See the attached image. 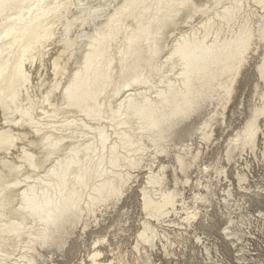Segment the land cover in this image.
<instances>
[{
    "label": "bare ground",
    "instance_id": "1",
    "mask_svg": "<svg viewBox=\"0 0 264 264\" xmlns=\"http://www.w3.org/2000/svg\"><path fill=\"white\" fill-rule=\"evenodd\" d=\"M258 48L264 86V0H0V264H44L76 229L83 236L98 226L140 170L136 259L155 264L148 251L157 240L170 255L180 242L170 228L180 235L194 226L223 178L217 205L231 203L226 163L244 151L264 158L263 87L225 140V163L188 174L219 140ZM234 163L240 199L259 194L247 184L248 161ZM189 182L187 201L179 183ZM106 233L84 264L126 262L119 251L105 257Z\"/></svg>",
    "mask_w": 264,
    "mask_h": 264
},
{
    "label": "rangeland",
    "instance_id": "2",
    "mask_svg": "<svg viewBox=\"0 0 264 264\" xmlns=\"http://www.w3.org/2000/svg\"><path fill=\"white\" fill-rule=\"evenodd\" d=\"M261 50L262 48H258V51H255L256 53L252 52L249 56L248 63L238 79L235 93L228 107L229 117L225 124L226 127L221 125L217 128L216 136L219 140L210 145L209 149L200 156L197 165H193V167L188 169L190 177L193 178L195 176L199 167L202 168L204 164L212 163L211 161H215L217 158H220L223 164L225 163L223 153L225 140L230 133L242 126L250 113L249 110L253 103L258 102L256 94L264 87L256 69ZM256 84H259L258 89L255 88ZM232 111L234 112L233 114ZM221 128L224 129L222 130ZM192 138L193 141L197 140L195 135ZM263 147L264 144L259 141V149L263 150ZM256 154L260 157L255 158L252 153L243 152L242 158L250 164L249 168L244 171L247 173V184L251 186V189L257 191V186H259L262 191H259V194L250 191L244 199H240L241 192L236 187L232 172L236 164L234 161L237 160V163H244V160L236 154L234 160L231 163H226L225 166L228 179L233 182V185L235 184L234 200L232 199L228 206L217 205V197L222 193L220 189L223 184H227L221 176L223 179L215 185L216 199L212 198V205H207L208 209H205L204 206L201 207V213L193 221L194 226L189 227L185 231L186 233L179 231L181 236L179 234L175 235L173 233L174 230L170 228L171 240H180L179 243L168 246V251L171 252L170 255H163L164 251L159 240L156 241L155 248L153 247L148 251L150 258L155 264H264V158L259 150L256 151ZM172 158L173 153L168 158H164V160L172 161ZM143 173L144 171L140 170L138 179L132 183V187L115 209L108 210L100 218L98 226H94V223H91L83 236H80L78 234L79 229H76L68 244L62 250L54 251L52 257L47 258L44 264L87 263L88 252L93 249V240L97 236L106 233V231L111 247L108 243L100 245V248L105 250L104 255L106 258H112L113 253L119 251L124 255V260L126 261L122 264H148L143 260V255L140 259H136L137 253L132 246L140 226V219L143 216L138 189V185L143 180ZM178 174L181 177V174ZM172 175L173 171L169 167L166 180L167 186L174 185V176ZM179 186L183 187V194L186 200L189 201L190 196H192L193 182L185 185L179 183ZM235 199L238 202H235ZM235 203L240 204L239 207ZM259 211L262 213L259 214ZM229 217L233 219L230 224L227 222ZM111 224L112 226H109ZM225 226H229V229L236 232L237 235L234 237L226 236L223 231ZM120 227L124 228V230L119 229ZM195 234L200 235L203 242H197L194 238ZM111 248L114 249L113 252L110 251ZM40 262L41 264L43 263L42 260Z\"/></svg>",
    "mask_w": 264,
    "mask_h": 264
}]
</instances>
